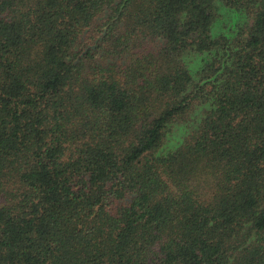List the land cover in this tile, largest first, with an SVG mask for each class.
<instances>
[{"label":"trees","instance_id":"trees-1","mask_svg":"<svg viewBox=\"0 0 264 264\" xmlns=\"http://www.w3.org/2000/svg\"><path fill=\"white\" fill-rule=\"evenodd\" d=\"M0 264H264V0H0Z\"/></svg>","mask_w":264,"mask_h":264}]
</instances>
